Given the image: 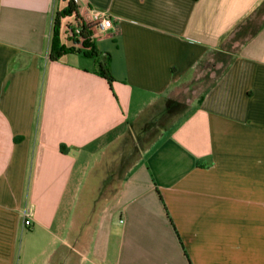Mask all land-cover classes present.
Segmentation results:
<instances>
[{"label":"crops","instance_id":"0c3cea01","mask_svg":"<svg viewBox=\"0 0 264 264\" xmlns=\"http://www.w3.org/2000/svg\"><path fill=\"white\" fill-rule=\"evenodd\" d=\"M68 1L0 0V264H264V0H76L112 89Z\"/></svg>","mask_w":264,"mask_h":264},{"label":"trees","instance_id":"16d2710c","mask_svg":"<svg viewBox=\"0 0 264 264\" xmlns=\"http://www.w3.org/2000/svg\"><path fill=\"white\" fill-rule=\"evenodd\" d=\"M73 15L75 16L76 20L80 19L79 6L76 0H69L67 7L55 15L49 59L52 62H56L66 55L81 53L84 57L94 60L96 64L94 73L105 79L112 89L114 77L110 67V55H103L98 50L95 40L92 38L93 32L91 31L90 25L85 23L82 25L80 40H69L68 42L71 43V46H66V44L63 43L61 39V20L65 17ZM61 151L65 153L66 148L62 146Z\"/></svg>","mask_w":264,"mask_h":264},{"label":"built area","instance_id":"2783aa9c","mask_svg":"<svg viewBox=\"0 0 264 264\" xmlns=\"http://www.w3.org/2000/svg\"><path fill=\"white\" fill-rule=\"evenodd\" d=\"M84 23L91 26L93 39L107 34L114 27V22L109 15L104 12L93 10L91 11L89 20H84L81 16L80 19L76 20L74 15L63 18L61 20V37H63L66 42L69 40H80L81 27ZM23 217L24 226L26 228L31 227L32 213L25 211Z\"/></svg>","mask_w":264,"mask_h":264},{"label":"rangeland","instance_id":"374dc122","mask_svg":"<svg viewBox=\"0 0 264 264\" xmlns=\"http://www.w3.org/2000/svg\"><path fill=\"white\" fill-rule=\"evenodd\" d=\"M264 22V13H260V11H256L255 13H253L250 18L248 19V21L244 22L243 24H240L239 26H237L232 33L230 34V38L232 41H234V45H238L239 42H243L245 41V39L247 37L250 36L251 33H253L255 31L256 28H258L259 26H261V24H263ZM248 27V29H246ZM62 41L65 42L66 46H71V43L66 42L65 39L63 37H61ZM237 48L234 47V50ZM215 66V65H214ZM220 66V65H219ZM211 68L216 71V73H214V71H211L210 73L213 74L212 78L210 79V82H212L214 80V75L218 74L219 72H221L223 66L221 68H217V66L212 67ZM200 82L203 83V85H205L206 81L205 80H200ZM191 97V95H190Z\"/></svg>","mask_w":264,"mask_h":264}]
</instances>
